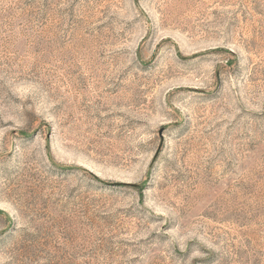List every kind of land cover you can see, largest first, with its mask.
I'll use <instances>...</instances> for the list:
<instances>
[{
	"label": "rangeland",
	"instance_id": "1",
	"mask_svg": "<svg viewBox=\"0 0 264 264\" xmlns=\"http://www.w3.org/2000/svg\"><path fill=\"white\" fill-rule=\"evenodd\" d=\"M0 264H264V0H0Z\"/></svg>",
	"mask_w": 264,
	"mask_h": 264
}]
</instances>
